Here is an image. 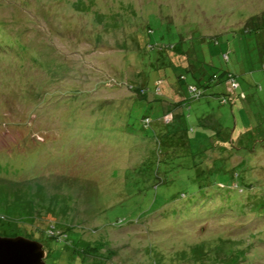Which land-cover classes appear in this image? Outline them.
I'll return each mask as SVG.
<instances>
[{"label":"rangeland","instance_id":"rangeland-1","mask_svg":"<svg viewBox=\"0 0 264 264\" xmlns=\"http://www.w3.org/2000/svg\"><path fill=\"white\" fill-rule=\"evenodd\" d=\"M262 13L264 0H0V237L39 243L45 264H264V72L241 31ZM190 54L242 94L191 105L187 125L212 132L183 150L180 90H152Z\"/></svg>","mask_w":264,"mask_h":264},{"label":"trees","instance_id":"trees-1","mask_svg":"<svg viewBox=\"0 0 264 264\" xmlns=\"http://www.w3.org/2000/svg\"><path fill=\"white\" fill-rule=\"evenodd\" d=\"M147 34L152 35V30L148 27L147 28ZM241 31L244 35H250L248 39L253 38L254 39V45H255V51L256 55L258 56L259 62H260V70L264 72V13H262L259 16H254L251 17L244 23V25L241 27ZM156 44H160L158 42L154 43H149L147 45V48L153 49ZM165 49L166 52H168V49L175 50L176 52L178 51L177 46H172L170 45H165L164 48H159V53H162V50ZM186 55L187 53L185 52H180L178 51L177 54H174V60L176 58V63H179L177 59L182 56ZM227 54H222V60L225 62H228V57L225 56ZM191 58V59H190ZM195 57L192 58V55L187 58V64L186 68H180V66H173L169 65L170 69L173 67V70L171 73H169V76H167L166 80L163 79H157L153 83V94H155L157 97L164 95L170 96V93L172 90L176 87L180 90V96L179 100L175 101L172 100V109L170 111L174 110H179V114L176 116H172L174 120L180 122L182 124L183 129H184V143L179 144L182 146L183 150L186 149H191V146L189 144V141L192 139H196V136L198 135L199 132L206 130V131H211L208 130L205 126L200 124V119L201 118H194L195 121H192L187 125V121L192 119L190 116V110L192 109L191 105L195 104L198 105L203 102L208 97H211V99L216 98V100L219 102L220 105L224 106L227 105L229 100L235 99L238 100L240 94V87L234 89L235 96L231 98L229 95V89H230V83L233 84L232 86L235 85L236 81V76H234L232 73L228 71H224L222 69H215L212 65H207L205 63H199V61L194 60ZM167 66V67H169ZM180 70V71H177ZM187 73V75H186ZM222 84H224L226 87V90L224 87H219ZM164 88V89H163ZM221 89V90H220ZM258 89H260V86H258ZM147 88L141 87L137 89V96L139 100H145V96L147 95ZM163 90V91H162ZM228 91V92H227ZM164 97V98H165ZM157 99V105L160 102H163L164 100H161V98H156ZM160 100V101H159ZM209 102H206L208 104ZM234 104V103H233ZM198 107V106H197ZM158 117L159 121L162 120L161 124H166L169 122L172 118H169L168 114H162L160 110L158 109ZM162 115H160V113ZM172 113V112H171ZM205 116V115H202ZM151 120L149 117H144L142 120V126L144 129H147V123ZM146 125V126H145ZM189 126V127H188ZM212 132V131H211ZM190 134H194V136L189 138ZM166 137L162 136L160 132L157 133L156 135V145L158 148H162L163 151H165V155L167 158H170L171 155L167 154L168 150L171 149L173 146H167L165 145ZM167 140V139H166ZM158 153L161 156V152L158 151ZM164 158V157H163ZM51 233V232H49ZM27 236L33 235L34 240L39 239L38 234H26ZM54 240L56 241H63V237H58L55 238ZM50 255V252H49Z\"/></svg>","mask_w":264,"mask_h":264},{"label":"water","instance_id":"water-1","mask_svg":"<svg viewBox=\"0 0 264 264\" xmlns=\"http://www.w3.org/2000/svg\"><path fill=\"white\" fill-rule=\"evenodd\" d=\"M42 246L22 237H0V264H45Z\"/></svg>","mask_w":264,"mask_h":264}]
</instances>
